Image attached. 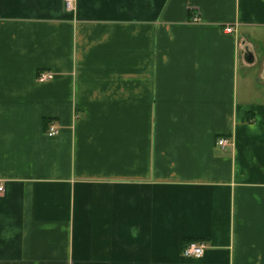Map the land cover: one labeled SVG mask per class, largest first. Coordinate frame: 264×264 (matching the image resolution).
<instances>
[{"label": "crops", "instance_id": "obj_1", "mask_svg": "<svg viewBox=\"0 0 264 264\" xmlns=\"http://www.w3.org/2000/svg\"><path fill=\"white\" fill-rule=\"evenodd\" d=\"M0 184V264H264V0H0Z\"/></svg>", "mask_w": 264, "mask_h": 264}, {"label": "built area", "instance_id": "obj_2", "mask_svg": "<svg viewBox=\"0 0 264 264\" xmlns=\"http://www.w3.org/2000/svg\"><path fill=\"white\" fill-rule=\"evenodd\" d=\"M75 0H66L67 7L72 8V4ZM228 32H232L233 28L228 27ZM52 72L40 71L37 74V80L39 82H48L53 78ZM59 133V128L55 124H50L47 128V135L54 136ZM218 144L221 146H226L228 144L227 138L218 139ZM4 191V186L0 184V192ZM206 246L204 243H199L196 241L187 243L182 249V255L187 258H201L205 253Z\"/></svg>", "mask_w": 264, "mask_h": 264}, {"label": "water", "instance_id": "obj_3", "mask_svg": "<svg viewBox=\"0 0 264 264\" xmlns=\"http://www.w3.org/2000/svg\"><path fill=\"white\" fill-rule=\"evenodd\" d=\"M245 59L248 62H253V60H254L252 54L249 51H247V53L245 54Z\"/></svg>", "mask_w": 264, "mask_h": 264}]
</instances>
